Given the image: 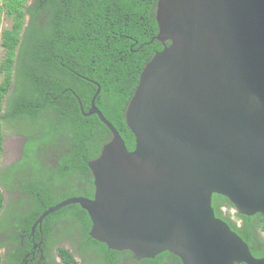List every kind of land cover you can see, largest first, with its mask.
<instances>
[{"label":"water","instance_id":"obj_1","mask_svg":"<svg viewBox=\"0 0 264 264\" xmlns=\"http://www.w3.org/2000/svg\"><path fill=\"white\" fill-rule=\"evenodd\" d=\"M156 39L126 111L130 151L95 106L112 139L89 162L95 195L79 204L90 236L138 259L169 252L182 264H264L216 217L213 196L264 216V0H158ZM170 42L169 45H165Z\"/></svg>","mask_w":264,"mask_h":264},{"label":"trees","instance_id":"obj_2","mask_svg":"<svg viewBox=\"0 0 264 264\" xmlns=\"http://www.w3.org/2000/svg\"><path fill=\"white\" fill-rule=\"evenodd\" d=\"M28 1L3 0L0 6V19L4 13L13 20L12 27L2 33L5 57L0 65V162L4 130L9 127L12 134L16 128L30 137L23 150L25 157L34 143L45 146L55 142L54 139H63L65 150L59 158L58 180L67 182L78 174L93 188L89 162L100 155L112 134L98 116H84L81 106L87 113L100 88L95 106L118 130L127 148L135 149L126 111L144 68L165 47L156 39L158 0H34L27 6ZM20 121L28 122V128L19 125ZM33 167L38 169L39 161L33 160ZM43 189L39 187L36 192L42 193ZM82 195L69 193L35 208L28 226H33L46 209L68 197ZM4 203L5 196L0 190V212ZM212 206L216 217L248 244L252 254L264 258V249L259 250L253 243L256 227L253 221L258 220L264 230V216L242 215L245 224L240 228L232 220L234 206L227 198L214 195ZM223 207L228 211H222ZM72 212L79 215L85 226V238L77 247L102 252L104 258L114 256L116 260L120 252L90 237L92 223L79 204L67 206L51 217L67 218ZM21 254L22 251L16 252L18 260L12 264H19ZM58 254L66 264H80L66 248H59ZM168 256L171 254L164 252L148 262L163 264ZM0 264H6L1 255Z\"/></svg>","mask_w":264,"mask_h":264},{"label":"flooded vegetation","instance_id":"obj_3","mask_svg":"<svg viewBox=\"0 0 264 264\" xmlns=\"http://www.w3.org/2000/svg\"><path fill=\"white\" fill-rule=\"evenodd\" d=\"M33 2L34 0H29L27 6ZM27 19L29 20V16ZM31 122L35 121L32 119ZM18 124L27 125L28 128V122L22 124L20 121ZM13 130L14 134L10 132L12 130L9 127V134L5 135L0 162V190L5 196L4 207L0 212V255L2 262L12 264L13 261L18 260L16 252L22 251L19 264H66L58 254L59 248H66L76 256L80 264H150L148 260L153 259L140 260L129 251L120 252L121 254L117 255L115 260L114 256L105 255L104 258L101 255L102 252L99 253L91 249L80 250L77 246H81L85 238V226L80 223L79 215L73 212L72 216L67 218L51 217L50 215L34 230L33 226L42 213L33 223V226L29 227L28 219L31 218V214H35V208L44 206L51 200L62 199L69 193L83 195L72 196L67 199L74 197L93 199L95 186L92 188L78 174L71 176L67 182L58 180L60 174L59 158L65 150L63 139H54L55 142L52 144L56 143L55 146L34 143L31 153L26 154L25 157L23 150L27 146L26 144L30 142V137L23 136L16 128ZM33 160L39 161L38 169L33 167ZM39 187H44L45 190H41L42 193L36 192ZM222 211L227 212L228 210L223 207ZM231 217L238 227L241 228L245 224L242 215L234 212L233 209L231 210ZM253 223L256 226L253 243L259 250H262L264 249V230L258 224V220L253 221ZM27 241L32 245L30 249V243ZM163 264L181 263L171 254Z\"/></svg>","mask_w":264,"mask_h":264},{"label":"rangeland","instance_id":"obj_4","mask_svg":"<svg viewBox=\"0 0 264 264\" xmlns=\"http://www.w3.org/2000/svg\"><path fill=\"white\" fill-rule=\"evenodd\" d=\"M3 5V0H0V6ZM13 20L9 17H7L4 13L1 15L0 19V65L2 60L5 57V49L2 46V33L6 29H10L12 27ZM4 74H1V77H3ZM9 131L7 129L4 130V135H8ZM7 139V138H6ZM14 149V147H13Z\"/></svg>","mask_w":264,"mask_h":264}]
</instances>
